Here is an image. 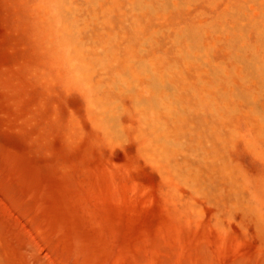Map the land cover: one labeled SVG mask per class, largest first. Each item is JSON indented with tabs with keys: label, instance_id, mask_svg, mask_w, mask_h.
I'll list each match as a JSON object with an SVG mask.
<instances>
[{
	"label": "rangeland",
	"instance_id": "1",
	"mask_svg": "<svg viewBox=\"0 0 264 264\" xmlns=\"http://www.w3.org/2000/svg\"><path fill=\"white\" fill-rule=\"evenodd\" d=\"M0 264H264V0H0Z\"/></svg>",
	"mask_w": 264,
	"mask_h": 264
}]
</instances>
